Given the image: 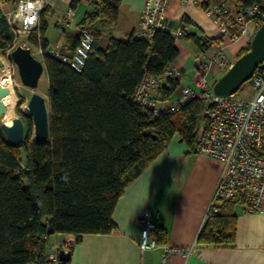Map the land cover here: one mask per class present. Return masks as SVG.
Returning <instances> with one entry per match:
<instances>
[{
    "label": "trees",
    "instance_id": "1",
    "mask_svg": "<svg viewBox=\"0 0 264 264\" xmlns=\"http://www.w3.org/2000/svg\"><path fill=\"white\" fill-rule=\"evenodd\" d=\"M79 1L71 0L70 7ZM83 1L91 10L84 13L78 29L89 31L93 42L80 71L47 54L41 57L47 76L49 142L30 141V119L20 110L22 96L15 103L16 113L26 122L22 143L9 144L0 131V264H40L46 257L50 216L53 233L73 234L75 242L84 234L111 233V215L127 183L174 134L191 149L203 119L205 101L199 98L167 114H153L134 101L142 76L164 74L178 54L168 29L155 30L150 40L135 39L134 32L126 39L107 34L101 45L102 28L116 21L119 0ZM220 1L202 0L200 6L206 11ZM259 1L230 0L233 6ZM45 15L43 8L37 29L27 37L30 48H47ZM187 23L186 17L179 23L181 36L194 40L202 51L222 44L221 36L196 37L186 29ZM12 37L0 13V53ZM178 86L167 77L153 98L168 101ZM236 206L234 201H221L217 213L203 223L197 243L232 245ZM165 232L155 226L158 245L166 244Z\"/></svg>",
    "mask_w": 264,
    "mask_h": 264
},
{
    "label": "crops",
    "instance_id": "2",
    "mask_svg": "<svg viewBox=\"0 0 264 264\" xmlns=\"http://www.w3.org/2000/svg\"><path fill=\"white\" fill-rule=\"evenodd\" d=\"M43 2L46 9L44 19L47 22L43 37L47 47L71 52L79 31L78 23L91 7L83 0L73 8L70 7L71 0ZM144 2L145 0H119L117 19L113 24L102 28L104 34L100 37V44H105L107 34L126 39L133 33ZM201 2L202 0H169L164 17L168 30L172 32L179 29V23L186 17L189 21L186 29L196 37H218V29L201 8ZM227 2L231 4L230 0ZM15 5L16 0H4L3 10L9 11ZM68 8L72 10V20H63L62 16ZM174 43L178 54L170 67L178 69L183 79L168 101H156L159 107L171 103L180 94V87L183 85L198 90L192 78L195 73L203 74L204 61L217 47L211 46L207 51H202L194 40L184 36L174 39ZM222 43H226V40ZM243 45L240 42L234 47L226 46L232 47L227 56L233 59ZM223 71L213 67L212 77L207 72L205 75L213 84ZM43 72L46 73L45 69ZM6 74L8 76V72ZM46 91L47 86L38 90L47 97ZM176 139L177 134L171 137L164 150L143 164L140 171L127 183L111 215L115 224L111 233L84 234L76 242L73 234H49L45 244L46 257L57 253L63 245L66 250L71 251L69 260L64 264H160L163 254L160 245L143 251L137 246L142 226L139 215L148 211L155 226L166 230L167 245L194 248L187 256L168 253L164 264H264L263 213H246L236 206L232 245L197 243L205 211L222 171V163L215 157L192 152L187 145L179 144ZM68 242L69 245L63 244Z\"/></svg>",
    "mask_w": 264,
    "mask_h": 264
},
{
    "label": "built area",
    "instance_id": "3",
    "mask_svg": "<svg viewBox=\"0 0 264 264\" xmlns=\"http://www.w3.org/2000/svg\"><path fill=\"white\" fill-rule=\"evenodd\" d=\"M169 0H145L137 28L133 33L135 39L150 40L157 29H168L165 22V10ZM4 0H0V13L5 17L13 34L9 46L4 50L8 59V80L14 95L15 64L10 59V51L18 44V39L28 36L38 27V18L44 8L43 0H16V5L9 11L3 10ZM29 4L33 7H29ZM218 29L219 36L226 40L217 46L202 65L203 74H194L192 80L198 90L190 86H181L180 94L168 105L159 107L152 92L169 77L179 84L182 73L170 67L164 74L157 76L145 73L138 83L133 98L136 104L153 114H167L177 111L192 99H202L205 106L203 119L191 151L215 157L222 163V171L216 182L203 223L217 213L221 201H234L246 213L264 214V59L254 69L250 80L252 95L248 98L233 94L216 95L212 84L205 75L213 67L228 69L232 62L225 53V47L242 40L250 42L257 28L264 20V0L253 4L231 6L227 0H221L206 11ZM63 20H72V10H65ZM174 39L181 37L179 29L171 32ZM93 35L86 30H79L76 43L71 52H63L56 47L45 50L36 46L31 50L33 56L47 54L54 59L68 64L75 71H80L91 49ZM27 46L26 44H21ZM28 47V46H27ZM5 86V85H2ZM141 230L137 246L139 250H150L158 247L155 237V223L148 211L139 215ZM69 245L68 243H63ZM163 250L160 264H164L168 253L187 256L194 251L192 246L181 247L160 245ZM59 248H64L60 246ZM40 264H60L57 253H51Z\"/></svg>",
    "mask_w": 264,
    "mask_h": 264
},
{
    "label": "water",
    "instance_id": "4",
    "mask_svg": "<svg viewBox=\"0 0 264 264\" xmlns=\"http://www.w3.org/2000/svg\"><path fill=\"white\" fill-rule=\"evenodd\" d=\"M203 37V36H201ZM10 59L15 64L20 83L33 91L26 100L28 113L23 112L24 118H29L32 124L30 133L31 142L47 144L49 142V117L47 97L36 91L38 80L44 70L40 59L34 57L27 46L16 45L10 51ZM264 59V20L253 35L249 49L235 58L231 66L219 76L212 84V90L216 95L233 94L242 83L250 79L256 66ZM9 93L6 86L0 84V131L9 144L20 145L24 138L26 122L16 115L10 123H6L3 117L6 113V106L2 98ZM52 217L47 218V234L53 233ZM71 251L59 248L57 256L60 262H67Z\"/></svg>",
    "mask_w": 264,
    "mask_h": 264
},
{
    "label": "rangeland",
    "instance_id": "5",
    "mask_svg": "<svg viewBox=\"0 0 264 264\" xmlns=\"http://www.w3.org/2000/svg\"><path fill=\"white\" fill-rule=\"evenodd\" d=\"M27 37L28 36H26V35H23V36H21L19 39H18V44H26L27 45ZM240 42H242V40L240 39V40H238L237 42H235V43H233V44H230V45H232V47H234V46H237V44H239ZM17 44V45H18ZM229 45V46H230ZM244 45H246V44H244ZM243 45V46H244ZM28 46V45H27ZM29 47V46H28ZM232 47H226L225 49V53L227 54L228 52H229V49H231ZM30 48V47H29ZM31 50H34V47H31L30 48ZM34 57H36V58H38V59H40L41 60V57H39V56H34ZM235 56H234V58L233 59H231V58H229L231 61H234L235 60ZM7 65H8V59H7V57L5 56V51L3 50L1 53H0V76L2 75V71L3 72H8V68H7ZM226 70H224L221 74H223L224 72H225ZM5 73V74H6ZM207 75L209 76V77H212V69L210 68L208 71H207ZM6 77H7V80H8V76H7V74H6ZM15 80L17 81V83H18V85H17V87H15L14 88V93H15V95H16V97L18 98L19 96H22V98L24 99V101H23V103L20 105V110H22L21 109V107L22 106H24V103L26 102V100L28 99V97H29V94L33 91L32 89H30V88H27V87H24L21 83H20V80H19V78H18V75H17V70H15ZM9 81V80H8ZM47 86V76H46V73H42L41 75H40V77H39V80H38V84H37V88H36V91H38V90H40V89H44L45 87ZM9 87H10V85H9ZM21 88V89H20ZM252 92H253V90H252V84H251V80L250 79H248L247 81H245L244 83H242L241 85H240V87L234 92V94L235 95H237V96H240V97H245V98H248V97H250L251 95H252ZM14 110H15V106H14ZM178 114H180V113H178ZM16 115H18L17 113H16ZM19 116V115H18ZM177 116V115H176ZM176 116H174V119H176ZM30 123H31V121H30ZM199 126H200V124H199ZM182 127V126H181ZM24 128H25V130H26V126H24ZM30 133H31V131H32V124H31V127H30ZM177 134V133H176ZM175 135V134H174ZM32 138H31V136H30V140H31ZM170 140V139H169ZM177 142L179 143V144H185L186 145V143L184 142V141H182L179 137H178V134H177Z\"/></svg>",
    "mask_w": 264,
    "mask_h": 264
},
{
    "label": "bare ground",
    "instance_id": "6",
    "mask_svg": "<svg viewBox=\"0 0 264 264\" xmlns=\"http://www.w3.org/2000/svg\"><path fill=\"white\" fill-rule=\"evenodd\" d=\"M0 84L5 85L7 87H9L10 85L9 81L7 80L5 72H2V75L0 76ZM14 100L15 98L12 93V90H10V92L2 98V101L6 106V113L3 117V120L6 123H10L11 119L14 117V107H13ZM21 109L23 112L28 113L26 102L24 103V106L21 107Z\"/></svg>",
    "mask_w": 264,
    "mask_h": 264
},
{
    "label": "clouds",
    "instance_id": "7",
    "mask_svg": "<svg viewBox=\"0 0 264 264\" xmlns=\"http://www.w3.org/2000/svg\"><path fill=\"white\" fill-rule=\"evenodd\" d=\"M37 3L39 4V0H37ZM29 7L31 8V7H33V5L29 4Z\"/></svg>",
    "mask_w": 264,
    "mask_h": 264
}]
</instances>
